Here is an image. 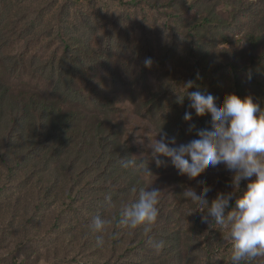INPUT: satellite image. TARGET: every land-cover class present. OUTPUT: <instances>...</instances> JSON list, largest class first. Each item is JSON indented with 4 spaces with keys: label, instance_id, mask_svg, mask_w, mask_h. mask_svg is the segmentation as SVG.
I'll return each mask as SVG.
<instances>
[{
    "label": "trees",
    "instance_id": "1",
    "mask_svg": "<svg viewBox=\"0 0 264 264\" xmlns=\"http://www.w3.org/2000/svg\"><path fill=\"white\" fill-rule=\"evenodd\" d=\"M78 1L69 0L57 11V16L53 15L58 25L50 28V36L57 38L59 47L47 57H28V54L14 55L7 51L9 40L4 30L13 33L20 15L14 10V0H0V172L4 173L8 188L11 186L9 194L14 195L9 201L10 210L20 213L23 219L31 205L33 215L44 213L41 210L45 205L64 207L55 224L59 222L60 227L69 224L67 232H76L74 239L80 241L84 249L98 247L100 251L105 245L97 246L96 238L101 234L91 231L88 225L93 216L101 215L113 220L103 233L111 255L124 250L121 256L126 260L134 254L162 260L163 254L175 249L180 251L178 259L182 260L181 247H176L181 246V234L171 232L168 226L161 228L160 205L158 220L150 232H144L142 226L130 230L118 222L122 207L138 199V192L134 194L130 189L136 186L151 190V184L156 183L153 180L156 170L148 163L147 169L152 174L149 177L144 176L139 167L124 169L120 166L122 158L135 155V148L125 138V126L119 117L122 109L118 104L128 103L130 110H134L137 99L116 90V85L124 81L110 63L111 46L100 51L80 37L79 30L89 24L81 22L77 13L73 15ZM197 7L194 3L189 8L194 14L189 36L197 44L194 52H200L193 56L195 69L201 71L190 78L195 87L188 91L203 93L212 57L208 49L199 51L202 46L198 41L207 38L208 29L218 31L226 28L224 25L237 26L238 22L236 19L234 23L226 22L212 13L199 12ZM261 44H264V16L259 21L258 35H250L248 39L253 55L242 70L264 98V77L260 76L263 55L258 58L254 55ZM98 70L102 71L100 76ZM28 77L41 79L45 86L32 85ZM218 92L213 90L212 95L219 101L228 93L243 99L246 89L234 72L232 87L223 95ZM189 103L186 97L184 107L188 108ZM149 104L153 105L152 111L158 112L155 101L143 103L144 106ZM191 112L195 136L197 130L209 129L210 115L197 117ZM175 115L173 121L169 116L162 117L163 120L160 117L162 131L164 126V131L172 134L173 126H182L185 121L182 111L176 110ZM106 195H111V204L106 202ZM30 198L28 203L26 199ZM72 223L75 224L71 227ZM195 223L201 226V219ZM203 227L213 232L214 228L222 226L212 221L209 225L203 222ZM149 240H164L165 246L154 250ZM222 249L221 241L217 244L213 238L205 241L206 255L212 257Z\"/></svg>",
    "mask_w": 264,
    "mask_h": 264
},
{
    "label": "rangeland",
    "instance_id": "2",
    "mask_svg": "<svg viewBox=\"0 0 264 264\" xmlns=\"http://www.w3.org/2000/svg\"><path fill=\"white\" fill-rule=\"evenodd\" d=\"M68 1L14 0V10L20 17L13 33L4 30V36L9 40L7 51L14 55L28 54V57L49 56L59 47L57 38L50 36V28L58 25L53 15L57 16V11ZM194 3H197L199 12L212 13L226 22L234 23L235 19L238 22L237 26L224 25L226 28L218 31L208 29L207 38L197 42L202 46L199 51L208 49L212 57L203 93L212 95L213 90H219V95H223L232 87L236 72L245 85V96H251L264 109V98L258 94L249 75L242 71L253 55L248 48V39L250 35H258L259 21L264 16V0H79L74 7L73 15L77 13L81 22L89 24L79 30L82 40L100 51L111 46L110 63L124 81V84L116 85V90L126 92V97L137 99L134 110H130L128 103L118 104L122 109L119 117L125 126V138L135 148L134 156L150 155L151 149L147 145L159 131L163 118L169 116L171 121L175 120L176 110L182 111L181 116L186 111L191 112L189 107H184L187 96L182 103L178 99L185 92L182 88L185 82L201 71L195 69L193 56L200 52H194L197 44L189 36L194 18L189 8ZM254 55L256 58L263 55L260 76L264 77V44L255 49ZM146 59L152 61L150 67H145ZM97 73L100 76L102 71ZM27 79L34 86H45L41 79ZM151 101L159 107L158 112L152 111V104L143 105ZM160 117H163L162 120ZM192 124L193 118L184 121L179 128L173 126L172 134L164 131V126L163 132L175 137V146H178L197 139L193 129L189 131ZM159 138V135L155 137ZM160 159L164 161L161 167L149 161L151 168L156 170L153 173L156 183L151 187L163 190L159 202L162 212L160 226H168L171 232L181 234V246L178 244L176 247H181L182 260L178 259L180 251L175 249L163 254L162 260L147 254H134L126 260L121 256L124 250L113 256L106 243L101 251L98 247L84 249L82 243L74 239L77 233L67 232L69 224L63 227L59 222L55 224L64 207L45 205L41 210L44 213L33 215L31 205L23 219L20 213H13L9 201L14 199V195L9 194L11 186L8 188L3 179L4 173L0 172V264H143V260L144 264H230L232 242L225 239L227 229L217 227L212 232L201 228L202 221L201 226L197 225L195 222L201 219L205 209L191 204L182 192L186 187L199 191L198 182L203 180L212 189L207 195L211 201L217 192L231 191L232 173L221 164L207 168L196 179L190 180L179 175L168 158ZM246 183L241 182V191L246 190ZM26 200L30 203L31 198ZM209 238L215 239L216 244L221 241L223 247L212 257L205 252V241ZM129 260L133 263H126ZM241 264H264V256Z\"/></svg>",
    "mask_w": 264,
    "mask_h": 264
},
{
    "label": "clouds",
    "instance_id": "3",
    "mask_svg": "<svg viewBox=\"0 0 264 264\" xmlns=\"http://www.w3.org/2000/svg\"><path fill=\"white\" fill-rule=\"evenodd\" d=\"M145 67L152 61L145 60ZM250 78V77H249ZM195 87L189 80L183 85L184 94L178 99L182 103L187 96L189 108L197 117L210 115V128L196 131L197 139L176 145V138L159 131L147 145L149 154L122 158L120 166L124 169L139 167L144 176H152L148 171L149 161L157 167L164 165L160 157L168 158L181 176L190 180L196 179L207 168L223 165L232 173L229 187L231 191L217 192L214 199H207L212 190L206 182H198L199 191L192 187L184 188L182 195L191 204L205 209L201 221L208 225L215 224L227 229L225 239L232 242L230 264H241L257 257L264 256V109L253 101L251 96L243 99L233 93L224 95L217 101L211 94L200 91L189 92ZM192 112L186 111L185 121H191ZM194 128L190 125L189 131ZM159 135L157 140L155 137ZM138 137V136H137ZM143 143L142 140H137ZM254 177V179H252ZM242 181H247L246 190L241 191ZM130 191L138 192V199L126 204L120 212L119 224L130 230L143 227L150 232L159 216V202L163 190H151L133 186ZM105 200L111 204V195ZM113 223L101 215L92 217L88 227L100 233L96 238L97 246L105 243L103 233ZM150 246L159 251L165 246L164 240H149Z\"/></svg>",
    "mask_w": 264,
    "mask_h": 264
}]
</instances>
